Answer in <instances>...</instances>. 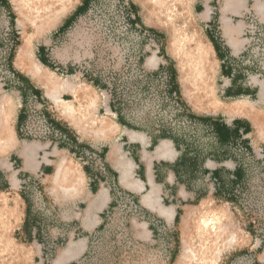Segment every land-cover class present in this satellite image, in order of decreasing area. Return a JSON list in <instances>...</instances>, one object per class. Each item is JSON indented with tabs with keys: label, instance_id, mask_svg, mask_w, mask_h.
I'll use <instances>...</instances> for the list:
<instances>
[{
	"label": "crops",
	"instance_id": "obj_1",
	"mask_svg": "<svg viewBox=\"0 0 264 264\" xmlns=\"http://www.w3.org/2000/svg\"><path fill=\"white\" fill-rule=\"evenodd\" d=\"M211 1L207 2L209 13L203 7L201 20L214 72H219L217 79L226 81L220 97H213L216 103L208 105L200 89L186 94L165 54H147L139 60L149 71L140 84L136 79L133 84L144 90L160 82V106L173 114L146 119L142 126L133 121L124 96L114 85L109 87L99 76L77 77L68 52L56 51L53 62L52 48L41 43L34 56L39 64L54 70V95L50 96L36 76L15 65L12 55L17 42L12 40L4 56L10 77L3 79L0 74V201L18 205L19 218L13 228H21L28 242L41 231V219L28 195L33 184H39L38 195L48 199L60 220L77 225L69 233L74 243L65 254L69 260L85 253L93 237L117 218L120 209L142 213V218L129 219V227L135 238L148 240L156 224H177L175 217L184 206L203 211L210 204L208 210L218 207L216 199L236 204L249 184V156L264 180V136L262 142L253 141L251 118L232 112L231 107L240 97L256 101L257 105L252 104L256 111L264 104V81H259L264 76V0ZM89 3L81 0L74 12L86 10ZM0 4L9 14V1L0 0ZM73 13L55 25L50 42L63 46L62 35L82 14L63 27ZM8 19L14 25V15ZM251 24L258 27L254 38L247 31ZM80 84L92 91L86 100L92 103L88 109L93 113L88 110L78 123L59 100L75 106L74 91ZM237 90L240 94L227 95ZM227 99L230 102L223 101ZM216 121L228 131L227 139L219 138ZM25 219L31 223L30 236ZM185 224L184 220L181 227ZM76 230L82 233L81 239L75 238Z\"/></svg>",
	"mask_w": 264,
	"mask_h": 264
},
{
	"label": "rangeland",
	"instance_id": "obj_2",
	"mask_svg": "<svg viewBox=\"0 0 264 264\" xmlns=\"http://www.w3.org/2000/svg\"><path fill=\"white\" fill-rule=\"evenodd\" d=\"M8 1L9 14L7 8L5 10L0 4V74H3V79L10 77L6 74L4 56L13 43L12 40H16L18 45L14 43L16 46L12 55L15 54L16 66V55L23 45L35 60L34 52L41 43L52 48L53 62L57 60L56 51H66L68 62L75 68L76 76L87 79L88 75L99 76L109 87L114 85L124 96L128 105L126 109L131 113L133 121L140 126L145 124L146 119H156V116L161 115L171 117L173 112L170 113L167 108L160 106V82L154 83L149 89L141 90V85L137 86L138 89L135 88L133 80H139L140 84L149 71L148 65L139 60V57L144 59L147 54L153 52L160 56L163 52L177 70L186 94L193 95L195 90L200 89L203 102L208 105L215 104L213 97L218 98L221 95L226 81L217 79L219 72L209 70L210 63L214 62L211 55L207 56L208 60L201 58L203 64L208 62L206 66L197 65L192 69L189 63L192 73L189 78L183 75V68H186L185 64L188 63L185 59L189 58L196 35L201 36L202 42L209 45L201 12L203 7L209 8L207 2L213 3L211 0H90L88 8L72 22L67 34L62 35L63 46L50 42V39H53L54 27L65 16L73 13L81 0H61L53 5L54 10L50 13L43 10H40V13H28L25 11L23 0ZM127 3L132 4L134 10H130L131 7L129 8ZM129 13L138 17V20H132ZM11 15L15 17L14 25L8 23V16ZM14 34L17 37H13ZM43 68L55 85V75L52 73L54 70L44 66ZM195 71L196 75L193 74ZM259 81H264V76H260ZM113 82L116 84H112ZM194 83L195 88L192 86ZM250 86H253V81ZM84 88L89 89L87 85H78L75 95L78 89ZM89 92L92 93L90 89ZM245 99L247 98L240 97L233 101L232 112L249 115L253 123L256 120L259 128H256L254 123L251 139L261 141L264 136V104L258 105L260 110L256 111L252 104L258 103ZM223 101L230 102L229 99ZM92 113L89 108V114ZM106 123L109 125V120ZM248 164L249 184L247 190L240 192L238 205L226 204L223 200L216 199L218 207L208 210L210 204H205L206 210L203 211L196 210V207L184 206L177 224H156L155 232L151 233L152 236L150 235L148 240L135 238L129 227V219L142 218V213L135 208H123L117 212V218L107 228L93 237L85 253L75 254L69 260L65 259V254L74 245L69 233L77 225L71 221L60 220L49 205L48 199L38 195L39 184H33L28 195L37 217L41 219V231L37 238L28 242L21 228H12L8 235L15 245L20 247L21 254L10 255L1 250L0 264H184V259L189 256L192 248H197L200 244L197 226H193L191 221L201 215L207 216L210 212L215 214V224L219 228L218 238L213 240L217 242L216 250L212 253V259H197L189 264H264V187H259L264 180L261 179V174L257 173V164L252 156H249ZM34 193L36 196H33ZM188 209L190 212H185ZM184 220L186 224L182 228ZM252 220L256 226H251ZM76 234V239L82 238L79 230H76ZM208 256L210 257V254Z\"/></svg>",
	"mask_w": 264,
	"mask_h": 264
},
{
	"label": "bare ground",
	"instance_id": "obj_3",
	"mask_svg": "<svg viewBox=\"0 0 264 264\" xmlns=\"http://www.w3.org/2000/svg\"><path fill=\"white\" fill-rule=\"evenodd\" d=\"M60 1L61 0H23V4L25 7V11L28 13L31 12L40 13L39 12L40 10H43L45 13L47 12L50 13L51 11L54 10L53 5ZM206 13H209V8L206 9ZM177 37H179V33ZM202 41H203L202 37L197 34L196 38H194V46L192 47V51H190L189 53L190 54L189 58L185 59V61L188 62L187 64H185V66L187 67L183 68V75L186 78H189V76L192 73L190 66H192L191 67L192 69H195L194 66L200 65V67H203L208 64V62L203 64L201 58H205L208 60L207 56L211 55V49L208 43L205 44ZM183 57H185V55H183ZM199 57H200V61H198ZM15 61L17 63V66L24 69L26 72L36 76L42 82L43 86L47 91V94H49L50 96L54 95L55 85L52 84V80L49 78L50 76L46 71L43 70L44 69L43 66L39 64L30 53H28V50L25 47V45H23L18 50ZM213 64L214 62H211L210 67L208 66L209 70L211 71H213ZM193 74L196 75V71L193 72ZM192 86L195 88V83L192 84ZM89 95L90 92L88 88H84L82 90L78 89L75 95V100H76L75 106L72 105L71 103H66L61 100L59 101L62 104H65L66 106L65 110H67L69 114L71 113L74 115V120L78 123H81L83 118L87 117V113L89 110L88 107L90 106V102L89 100H86V98ZM85 100H86V106H85ZM254 123L256 128H259V126L256 123V120ZM18 208L19 207L17 204L7 206L5 203H2V201H0V251L1 250L2 252L7 251L10 255L21 254L20 247L18 245L16 246L15 245L16 243L8 235L11 229L14 227V225L18 222L19 213H20ZM214 215L215 214L210 212L208 213L207 216L201 215L194 221H191L193 223V226L194 225L197 226V236H198V240L200 241V244L197 248L194 247L192 248L189 256H187L186 259H184V264H189L190 261H194L197 259H199L197 261H207L209 260V258H211V256H213L212 253L216 250L217 247V242H214L213 240L218 238L217 233L219 229L215 224L217 218ZM209 235H211L212 237L210 238ZM208 254H210V257L208 256Z\"/></svg>",
	"mask_w": 264,
	"mask_h": 264
},
{
	"label": "trees",
	"instance_id": "obj_4",
	"mask_svg": "<svg viewBox=\"0 0 264 264\" xmlns=\"http://www.w3.org/2000/svg\"><path fill=\"white\" fill-rule=\"evenodd\" d=\"M1 2H2V3H7V0H1ZM130 7H131V9L134 10L133 5H131ZM84 11H85V10H84ZM84 11H81V12H77V11H75V12L73 13V15L68 19L69 21L67 22V24H65L63 27H67L69 24H71V22L75 19V17H76L78 14H80V13H82V12H84ZM12 16H13V15H12ZM136 20H138V17H135V21H136ZM68 23H69V24H68ZM174 73H175V70H174ZM238 94H240V90H237L234 94L227 93L228 96H236V95H238ZM215 124H216V128H217V130H218V136H219V138H220V139H227L228 136H229L228 131H226L225 128H224L223 126H221L220 124H217V121L215 122ZM179 214H180V213H177V215H176V217H175V222H178V220H179ZM28 215H30V213H29ZM28 215H27V216H28ZM30 226H31V223H29L28 220L25 219V221H24V227H25V231H26V233L29 232V230H30ZM27 235L30 236V233H28Z\"/></svg>",
	"mask_w": 264,
	"mask_h": 264
},
{
	"label": "built area",
	"instance_id": "obj_5",
	"mask_svg": "<svg viewBox=\"0 0 264 264\" xmlns=\"http://www.w3.org/2000/svg\"><path fill=\"white\" fill-rule=\"evenodd\" d=\"M130 10H131V8H130ZM129 17H131L132 20H135L136 16L134 14L132 15L131 13H129ZM131 18H129V20H131ZM254 19H256V17ZM257 28H258L257 26H254L252 24L249 27H247V31L249 32V34H251L253 36V38L255 36L256 31H258ZM255 40H258V39L255 37ZM252 223H253L254 226H256L254 220H252Z\"/></svg>",
	"mask_w": 264,
	"mask_h": 264
}]
</instances>
